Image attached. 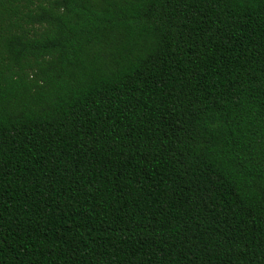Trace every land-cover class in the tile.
<instances>
[{
  "label": "trees",
  "instance_id": "16d2710c",
  "mask_svg": "<svg viewBox=\"0 0 264 264\" xmlns=\"http://www.w3.org/2000/svg\"><path fill=\"white\" fill-rule=\"evenodd\" d=\"M0 264H264V0H0Z\"/></svg>",
  "mask_w": 264,
  "mask_h": 264
}]
</instances>
